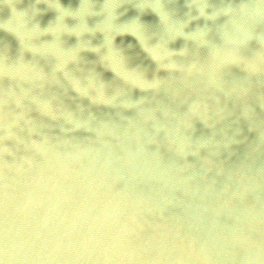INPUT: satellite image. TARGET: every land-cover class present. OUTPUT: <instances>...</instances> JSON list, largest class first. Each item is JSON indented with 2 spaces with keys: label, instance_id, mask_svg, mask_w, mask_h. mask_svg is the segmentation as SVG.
<instances>
[{
  "label": "water",
  "instance_id": "water-1",
  "mask_svg": "<svg viewBox=\"0 0 264 264\" xmlns=\"http://www.w3.org/2000/svg\"><path fill=\"white\" fill-rule=\"evenodd\" d=\"M153 2L0 0L23 11L0 13V264H264V59L255 40V72L210 55L264 17L245 0L200 47L185 0Z\"/></svg>",
  "mask_w": 264,
  "mask_h": 264
},
{
  "label": "clouds",
  "instance_id": "clouds-1",
  "mask_svg": "<svg viewBox=\"0 0 264 264\" xmlns=\"http://www.w3.org/2000/svg\"><path fill=\"white\" fill-rule=\"evenodd\" d=\"M23 0H19V3H22ZM159 5H162L164 3V0H158ZM177 0H168V3L174 4ZM109 3V0H103V4L99 7L98 11H95L92 13L93 16L100 17L101 15L106 13L105 5ZM193 3V0H185V5L188 9L187 12L184 13V16L191 15V19L187 21V24L184 28L185 35H190L191 37L196 38L199 41L200 47H204L207 43V41L204 39L208 36L209 32L211 31L210 26L208 24L209 21L215 22L221 15L228 17L229 14L235 10L238 9L239 13L242 17H247V9L250 7V5L245 2V0H241L239 4H235L233 0H229L228 3L223 4L222 9H215L210 6H206L203 9L197 8V7H189L190 4ZM206 5L208 4V0H205ZM253 13L257 18L264 17V0H255V3L251 5ZM7 7H0V13L3 12V10ZM10 11V14L7 19H4V21H8L11 16H13L14 13H22V10L18 11L17 6L15 8H7ZM193 10H195V15H193ZM127 11V9H125ZM146 11H151L153 14H155L159 21L164 20V17L161 16L160 12L156 11V9L149 7L146 9ZM123 15V13H122ZM75 19V17H72ZM118 18V17H117ZM138 19V16H134L130 18L129 20H126V23H130L133 20ZM203 19L205 23L203 25L197 24L195 28H193L190 31H185L186 28H188L189 24L192 21H197ZM233 26L235 28V32L229 35H223L222 39H227L230 41L234 47H229L224 49L223 51L216 49L210 52V55L212 57V60L217 62L216 67L229 65V66H236L240 67L241 64L244 65L243 71H246L248 68H251L253 72L258 70V66L255 65L251 58H247L242 54L241 49L248 46L253 40L256 41L258 47L254 49L252 52L257 60L264 59V53H261L259 51V48L261 47V39L264 38V33L256 32L254 31L250 25H246L245 23H242L240 21H232ZM85 24L87 25V19L85 20ZM259 25V24H257ZM47 27V26H46ZM45 27V28H46ZM0 28H3V24H0ZM10 34L14 35V33L9 32ZM237 33H240V35H237ZM45 35H51V33H44ZM74 35V33H71ZM177 38H183L184 36L178 35ZM175 54V53H173ZM195 67V65H190L189 70L191 68ZM6 73V69L3 65H0V76H4ZM211 79V77H210ZM191 110V109H190ZM11 126L9 125L8 128ZM13 133L10 131L7 132V136H11ZM0 151H6L4 148H0Z\"/></svg>",
  "mask_w": 264,
  "mask_h": 264
},
{
  "label": "snow or ice",
  "instance_id": "snow-or-ice-1",
  "mask_svg": "<svg viewBox=\"0 0 264 264\" xmlns=\"http://www.w3.org/2000/svg\"><path fill=\"white\" fill-rule=\"evenodd\" d=\"M155 5L159 6L158 0H154ZM124 31H132L133 34L137 35L143 41V34L139 31L137 25H128L123 28ZM105 48L107 49V54L104 56V60L112 67L113 71L117 73L118 76H121L125 80L133 79V74L128 73L123 70V58L120 53L111 45L110 38H106ZM133 82H135L133 80ZM73 86L79 87L78 81H73Z\"/></svg>",
  "mask_w": 264,
  "mask_h": 264
}]
</instances>
